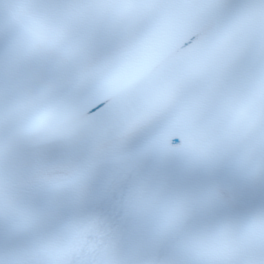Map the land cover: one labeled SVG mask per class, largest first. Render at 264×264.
<instances>
[{
	"label": "snow or ice",
	"instance_id": "obj_1",
	"mask_svg": "<svg viewBox=\"0 0 264 264\" xmlns=\"http://www.w3.org/2000/svg\"><path fill=\"white\" fill-rule=\"evenodd\" d=\"M0 264H264V0H0Z\"/></svg>",
	"mask_w": 264,
	"mask_h": 264
}]
</instances>
